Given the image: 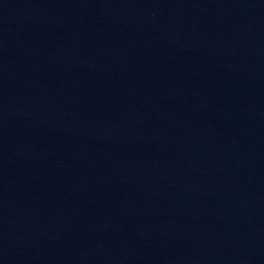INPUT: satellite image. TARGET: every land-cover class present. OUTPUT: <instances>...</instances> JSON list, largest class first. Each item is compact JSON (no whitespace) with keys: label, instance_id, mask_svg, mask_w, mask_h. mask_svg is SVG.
Instances as JSON below:
<instances>
[{"label":"water","instance_id":"95a60500","mask_svg":"<svg viewBox=\"0 0 264 264\" xmlns=\"http://www.w3.org/2000/svg\"><path fill=\"white\" fill-rule=\"evenodd\" d=\"M0 264H264V0H0Z\"/></svg>","mask_w":264,"mask_h":264}]
</instances>
